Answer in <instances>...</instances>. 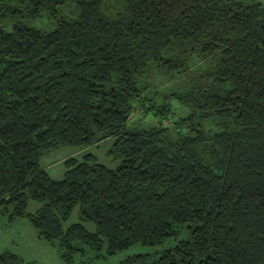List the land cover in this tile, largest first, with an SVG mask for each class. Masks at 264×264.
Wrapping results in <instances>:
<instances>
[{
	"label": "trees",
	"instance_id": "16d2710c",
	"mask_svg": "<svg viewBox=\"0 0 264 264\" xmlns=\"http://www.w3.org/2000/svg\"><path fill=\"white\" fill-rule=\"evenodd\" d=\"M43 14L52 28L27 24ZM172 101L188 113L170 127ZM135 107L157 123L128 126ZM109 137L114 168L87 153L53 179L40 164ZM0 214L67 264L167 238L124 264H264V2L0 0Z\"/></svg>",
	"mask_w": 264,
	"mask_h": 264
},
{
	"label": "rangeland",
	"instance_id": "374dc122",
	"mask_svg": "<svg viewBox=\"0 0 264 264\" xmlns=\"http://www.w3.org/2000/svg\"><path fill=\"white\" fill-rule=\"evenodd\" d=\"M248 1H262L264 0H248ZM38 29H50L53 23L49 20L46 14L30 20L27 23ZM9 28V27H8ZM176 79L163 80L159 84L160 88L168 89L174 86ZM171 114L168 118L163 119V122L172 127L173 120L188 113V109L182 106L177 101H172ZM156 118L152 115H145L141 113L139 107H135L133 113L127 121L128 126H146L157 123ZM209 127L208 124H204ZM172 136L176 137V133L172 131ZM115 138L109 137L96 144L90 146H72L61 145L45 151L41 158L40 164L46 170L48 175L53 179H60L65 171L64 161L69 157L81 159L85 154L89 153L95 157V160L104 164L107 167L114 168L118 164V160H113L108 155V150L113 144ZM40 206L39 202L30 200L27 210L34 212ZM78 220V207H76L69 219L63 224L66 228L71 223ZM84 226L89 231L95 230L93 223L85 222ZM174 244L173 238H167L160 245L147 246L140 243L134 244L127 249L118 251L114 254L108 255L105 253V247L102 248L99 255L96 252L86 248L82 254L76 252L73 256V261L70 264H124V260L136 254H149L151 258H156L159 253ZM4 251H10L17 254L22 259V264H67L60 256L57 248L51 246L45 240L37 237V234L26 218H17L13 221H8L6 214H0V254Z\"/></svg>",
	"mask_w": 264,
	"mask_h": 264
}]
</instances>
